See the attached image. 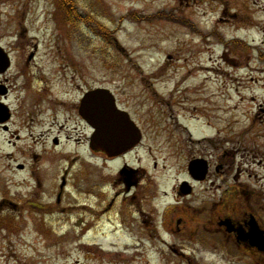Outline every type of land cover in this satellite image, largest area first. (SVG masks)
Here are the masks:
<instances>
[{"label": "rangeland", "instance_id": "374dc122", "mask_svg": "<svg viewBox=\"0 0 264 264\" xmlns=\"http://www.w3.org/2000/svg\"><path fill=\"white\" fill-rule=\"evenodd\" d=\"M88 1L96 6V25L111 33V43L96 37L88 52L73 54L83 72L97 77L142 76L144 83H154L160 99L170 101L162 106L167 115L183 110L177 120L216 143L212 164L218 173L200 185L204 198L222 200L224 213L250 211L263 223L264 0H78L80 9H88ZM51 3L0 0V46L7 42L3 38L7 24L19 25L11 33L20 31L22 44H34L37 37L38 44L43 43L40 26ZM162 14L183 21L150 20ZM185 22L193 28L179 25ZM28 52L29 48L23 60ZM51 149L30 142L8 145L0 139V219L10 222L7 228L0 227V264L214 261L193 242L165 239L163 245L131 234L118 210L98 217L105 205L98 193L91 198L90 174L93 168L104 167L102 160L93 158L83 139ZM172 161L169 171L156 176L164 191L184 178L180 156ZM142 163L151 170V160ZM21 165L26 168L18 172ZM119 166L112 165V170ZM107 185L108 191L114 189L112 182ZM213 257L223 264L227 260L220 253Z\"/></svg>", "mask_w": 264, "mask_h": 264}, {"label": "flooded vegetation", "instance_id": "af4514ba", "mask_svg": "<svg viewBox=\"0 0 264 264\" xmlns=\"http://www.w3.org/2000/svg\"><path fill=\"white\" fill-rule=\"evenodd\" d=\"M79 4L78 0H53L40 26L43 43L38 40V44L34 36V44H22L21 32L11 33L19 25H5L7 42L0 46L6 61L0 65V139L8 145L47 144L51 151L83 139L93 158L102 160L101 170L107 172L104 175L93 168L90 174L91 198L98 193L103 208L105 205L98 217L118 210L121 223L131 234L157 239L163 245L165 239L193 242L211 256V264H223L214 259L216 253L226 257L224 264H264V221L259 222L248 210L239 215L224 213L222 200L204 198L200 185L218 173L212 164L214 139L201 137L195 127L178 121L177 114L183 110L167 115L162 106L170 101L161 100L159 89L153 88L156 85L144 83L142 76L97 77L83 72L73 54L88 52L97 37L95 29L105 28L96 25L95 5L88 1L89 8L80 9ZM112 43L116 48V41ZM87 99L93 117L90 123L80 115ZM98 120L103 130L97 129ZM122 123L134 137L124 150L113 145L128 137ZM102 136L105 149L97 144ZM179 156L185 166L184 178L164 191L156 176L169 171L172 160ZM143 160H151V170L142 165ZM117 164L120 166L112 170ZM24 168L18 166L17 171ZM107 182L113 183V192L107 190ZM168 197L170 202H159Z\"/></svg>", "mask_w": 264, "mask_h": 264}, {"label": "water", "instance_id": "95a60500", "mask_svg": "<svg viewBox=\"0 0 264 264\" xmlns=\"http://www.w3.org/2000/svg\"><path fill=\"white\" fill-rule=\"evenodd\" d=\"M5 62L6 61L4 60V58L2 57V55H0V65L2 67L4 66ZM5 67H7V65ZM80 114H81V116L83 117V119L87 123H90V120H91V117H92V112L89 110L88 99L86 101H84V103L82 104L81 109H80ZM125 118H127V117H125ZM97 122H98L97 123V129L98 130H103L104 129V125L102 124L101 120H98ZM129 128L130 127L128 125H126V124H123L122 125V129L123 130H128V137L126 139H122L120 141L115 142L113 145L118 146V147H121V149H123V150L126 149V148H128V147L130 148L129 142H130V138H132L133 136L130 135V133H129L130 129ZM97 144H98V147L100 149H105L106 148V142L104 141L103 136H102V139H100ZM63 186H64V180L62 181L60 190H62Z\"/></svg>", "mask_w": 264, "mask_h": 264}, {"label": "trees", "instance_id": "16d2710c", "mask_svg": "<svg viewBox=\"0 0 264 264\" xmlns=\"http://www.w3.org/2000/svg\"><path fill=\"white\" fill-rule=\"evenodd\" d=\"M150 20H163V21H168V22H173V23L182 22L181 20H177V19L173 18L172 16H168V15H164V14H162V15H156V16L152 17ZM95 33L97 35L102 36L104 39H106L107 38V35L109 34L106 30L101 29V28H96L95 29ZM237 43H239V42H237ZM9 224H10V222H9L8 218L0 219V227L2 226L4 228H7Z\"/></svg>", "mask_w": 264, "mask_h": 264}]
</instances>
